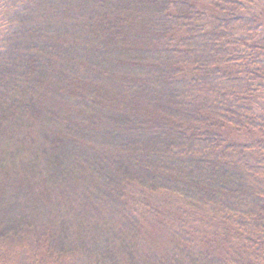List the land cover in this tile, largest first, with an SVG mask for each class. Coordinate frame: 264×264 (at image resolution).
<instances>
[{
	"label": "trees",
	"instance_id": "1",
	"mask_svg": "<svg viewBox=\"0 0 264 264\" xmlns=\"http://www.w3.org/2000/svg\"><path fill=\"white\" fill-rule=\"evenodd\" d=\"M0 264H264V0H0Z\"/></svg>",
	"mask_w": 264,
	"mask_h": 264
}]
</instances>
